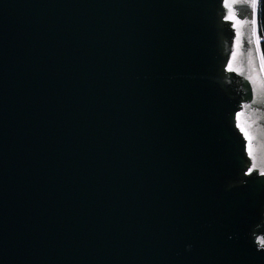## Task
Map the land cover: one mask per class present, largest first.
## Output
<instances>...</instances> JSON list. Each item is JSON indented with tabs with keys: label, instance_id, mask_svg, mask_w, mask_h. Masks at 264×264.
Listing matches in <instances>:
<instances>
[{
	"label": "water",
	"instance_id": "95a60500",
	"mask_svg": "<svg viewBox=\"0 0 264 264\" xmlns=\"http://www.w3.org/2000/svg\"><path fill=\"white\" fill-rule=\"evenodd\" d=\"M0 264H264L256 0H0Z\"/></svg>",
	"mask_w": 264,
	"mask_h": 264
},
{
	"label": "trees",
	"instance_id": "16d2710c",
	"mask_svg": "<svg viewBox=\"0 0 264 264\" xmlns=\"http://www.w3.org/2000/svg\"><path fill=\"white\" fill-rule=\"evenodd\" d=\"M256 34L259 39L258 47L264 69V0H256Z\"/></svg>",
	"mask_w": 264,
	"mask_h": 264
},
{
	"label": "rangeland",
	"instance_id": "374dc122",
	"mask_svg": "<svg viewBox=\"0 0 264 264\" xmlns=\"http://www.w3.org/2000/svg\"><path fill=\"white\" fill-rule=\"evenodd\" d=\"M256 39H257V43L259 42V39H258V37H257V34H256Z\"/></svg>",
	"mask_w": 264,
	"mask_h": 264
}]
</instances>
